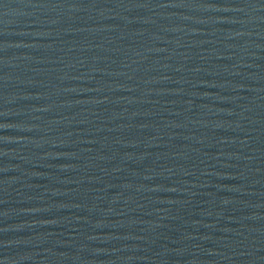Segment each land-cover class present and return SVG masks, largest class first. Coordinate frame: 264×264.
<instances>
[{"label": "water", "instance_id": "95a60500", "mask_svg": "<svg viewBox=\"0 0 264 264\" xmlns=\"http://www.w3.org/2000/svg\"><path fill=\"white\" fill-rule=\"evenodd\" d=\"M0 264H264V0H0Z\"/></svg>", "mask_w": 264, "mask_h": 264}]
</instances>
